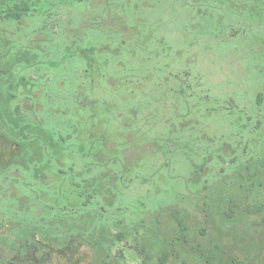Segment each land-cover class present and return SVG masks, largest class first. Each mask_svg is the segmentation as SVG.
I'll list each match as a JSON object with an SVG mask.
<instances>
[{
	"label": "rangeland",
	"instance_id": "rangeland-1",
	"mask_svg": "<svg viewBox=\"0 0 264 264\" xmlns=\"http://www.w3.org/2000/svg\"><path fill=\"white\" fill-rule=\"evenodd\" d=\"M29 1L0 19V264H264V0Z\"/></svg>",
	"mask_w": 264,
	"mask_h": 264
},
{
	"label": "trees",
	"instance_id": "trees-1",
	"mask_svg": "<svg viewBox=\"0 0 264 264\" xmlns=\"http://www.w3.org/2000/svg\"><path fill=\"white\" fill-rule=\"evenodd\" d=\"M33 6L31 5V1L29 0H18L14 1L3 8H0V19L14 18L19 19L23 15L27 14L31 11ZM72 54L80 56L81 58H85V56L78 50L77 46H71ZM89 66V64H87ZM260 97V94H259ZM15 111L20 112V108L18 105L15 106ZM166 255H163L159 259V264H165Z\"/></svg>",
	"mask_w": 264,
	"mask_h": 264
}]
</instances>
